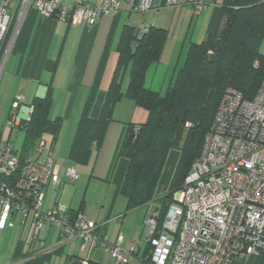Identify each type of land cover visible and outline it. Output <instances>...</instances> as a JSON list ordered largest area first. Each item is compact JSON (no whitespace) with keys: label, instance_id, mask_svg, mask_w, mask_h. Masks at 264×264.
Returning <instances> with one entry per match:
<instances>
[{"label":"built area","instance_id":"1","mask_svg":"<svg viewBox=\"0 0 264 264\" xmlns=\"http://www.w3.org/2000/svg\"><path fill=\"white\" fill-rule=\"evenodd\" d=\"M129 1L142 13L187 4L195 17L202 15L208 4V0H140L136 6V0ZM31 9L43 18L91 29L105 17L118 19L123 11L121 0H104L101 5L86 0H2L0 83ZM146 31L141 26L139 38ZM22 104L23 98L17 97L12 105L6 119L10 130L24 128L32 119L34 107L23 112ZM79 179L75 166L64 169L57 162L52 142L40 139L27 156L10 141L0 142V234L15 229L18 221L20 239L30 238V251L37 242L46 241L50 229L56 227L59 239L51 251L80 240L91 255L106 241L99 233L101 226L59 203L65 184ZM49 192L53 196L46 207ZM159 216V209L151 206L144 230L150 251L140 264H246L264 257V80L253 100H246L234 89L225 92L199 158L174 193L161 223ZM106 253L116 264H129L130 256L138 251L136 247L123 250L120 239L107 242ZM32 254L18 264L37 256ZM83 263L89 264V260Z\"/></svg>","mask_w":264,"mask_h":264},{"label":"trees","instance_id":"2","mask_svg":"<svg viewBox=\"0 0 264 264\" xmlns=\"http://www.w3.org/2000/svg\"><path fill=\"white\" fill-rule=\"evenodd\" d=\"M164 38V31L157 28H150L139 38L136 28L125 26L118 45V64L101 114L98 119H91V107L86 106L69 156L78 166L89 165L93 146L99 149L104 142L116 105L128 96L148 113L144 124L130 125L119 152L120 157L129 160L120 190L127 200L128 211L155 200L169 154L175 150L180 152L168 191L161 197L163 207L157 208L160 223L174 193L181 188L193 162L201 154L225 92L234 89L246 100H253L262 85L264 0H223L213 33L204 42L189 47L174 83L165 96H161L145 88L144 83L150 63L160 58ZM128 69L129 85L127 93L123 94L122 83ZM33 107L31 121L19 129L25 134L23 156L30 155L45 135H50L55 145L61 132L62 121L49 118L50 99L36 101ZM68 210L81 213V210ZM24 245L23 241L18 242L15 262L32 254L28 250L23 252ZM61 249L55 252L60 253ZM149 251L150 247H147L144 256ZM52 256L51 253L42 254L25 264H50Z\"/></svg>","mask_w":264,"mask_h":264},{"label":"crops","instance_id":"3","mask_svg":"<svg viewBox=\"0 0 264 264\" xmlns=\"http://www.w3.org/2000/svg\"><path fill=\"white\" fill-rule=\"evenodd\" d=\"M86 1L93 5H101L104 0ZM219 1L208 0L203 15L196 17V19L193 18L192 8L187 4H183L179 8L167 10L163 14L165 15L164 17L159 14L153 19H148L145 16L144 21H142L140 18L142 12L135 10V5L129 0H121L123 10L121 16L118 19L105 17L92 29L72 27L67 22L59 19L43 18L35 9H31L23 20L20 34L15 42L0 83V103L2 102L3 107H7L6 119L17 97L23 98L21 106L23 112H27V109L33 106L36 101L50 99L49 118L53 121L59 119L62 121L61 132L54 145V148L59 151V155L67 158L65 163L61 164L64 169L74 166L77 169L83 167L76 165L69 159L78 124L86 106L91 107L89 113L91 119L96 120L101 114L118 64V45L125 26L130 25L138 31H140L141 26L146 27L147 30L150 28L163 30L164 37L170 42L172 50L177 52L179 61L184 54L186 60L189 47L192 44L204 42L213 33L221 9L222 2ZM139 3L140 0H136V6ZM154 3H156V0ZM124 13L127 15L126 18H123ZM166 18L168 19L167 22ZM185 25H188L189 33L191 28H193L191 36L187 34L182 40H175V36H172V30L176 29L177 31L178 28ZM188 45L189 47L187 48ZM174 78L175 75H173L168 88L172 85ZM124 82L125 76L122 83V92L126 94L128 87L123 90ZM147 89L151 90L150 88ZM121 104H124V109L123 107H119V105L122 106ZM147 118V111L138 107L128 96H124L116 105L113 120L108 125L102 146L99 149L96 145L93 146L92 160L89 165L84 166V168H88L91 171V175L86 181L87 188L96 182H98L96 184H101L105 187L115 184L112 205L106 213L101 211L97 215L88 213L87 205L85 204H82L77 209L70 207L69 209L74 211L81 210L86 220L95 222L101 226L99 233L103 237H106L107 234V225L105 226L104 224L106 220L103 221V217L117 219V213H119L120 208L122 211V204H124L120 199V190L129 168V160L119 156L123 141L130 125L144 124ZM42 139H45L47 142L53 141L50 135H45ZM34 149L31 153L34 152ZM179 157V151L177 153L171 151L169 154L162 173L163 176L166 166L169 165L168 178L165 180L168 183V187L167 190H162V188L159 191L157 187L155 200H158L167 193ZM64 180L66 181V179ZM50 203L51 199L48 200V204ZM151 204L145 206L147 212L144 218H140L142 224L145 223L149 215ZM126 212L128 211L126 210ZM120 215L121 219L125 218V214ZM53 228L50 229L48 236L51 235ZM56 229L58 231L57 235H55L56 241L51 247L46 249L39 245V243H36L29 252L34 253L39 251L35 254L38 257L42 255L40 254L42 251H49L47 254L51 253L53 256L57 255L59 257L57 260H55V257L51 258V263L55 260L54 264H68L70 263L69 259H78L73 255L66 256V253L73 252V248H67L69 244L61 249L60 253H58L59 251H51L59 239L60 231L58 228ZM20 240L19 238L18 242ZM21 241L25 244L24 248H27L28 240ZM109 241L108 243L113 244L118 240L116 237L112 240L109 239ZM73 244L71 243L69 247H72ZM262 259L264 257L260 260ZM80 260L84 261L86 259ZM260 260L258 262L249 261L246 264H258ZM21 261L20 259L16 263L18 264ZM94 263L100 264L98 262Z\"/></svg>","mask_w":264,"mask_h":264},{"label":"rangeland","instance_id":"4","mask_svg":"<svg viewBox=\"0 0 264 264\" xmlns=\"http://www.w3.org/2000/svg\"><path fill=\"white\" fill-rule=\"evenodd\" d=\"M223 0H220L219 2H222ZM2 2V0H1ZM206 8V7H205ZM167 10L169 9H160L158 11H150L147 13H142L140 18L142 21H144V18H151L153 19L157 15H163ZM192 13L193 9H192ZM192 14V15H193ZM203 15V14H202ZM126 14H123V18H126ZM165 15H163L164 17ZM201 16V15H200ZM199 16V17H200ZM139 17V16H138ZM161 18V17H160ZM193 18L196 19V17L193 15ZM165 19V18H164ZM168 19L166 18V22ZM145 23V22H143ZM136 26V25H135ZM192 29L189 33L188 25L182 26L180 28L172 30V36H175V40L179 41L185 38L187 34L191 36ZM171 36V37H172ZM161 55L158 61L150 63L145 78L146 83H144L145 88H150L153 91H156L160 93L161 96H165L166 91L168 89L169 83L173 77L178 72V70L183 66L185 62V54L182 55V58L179 61L177 52L172 50V47L170 46V42H168V39L164 38V40L161 43ZM189 45L187 46V48ZM261 54L264 56V43L261 46ZM129 69L125 74V82L123 85V90H125L128 87L129 83ZM147 79V80H146ZM175 80V78H174ZM174 80L172 81V84L174 83ZM2 103V102H1ZM0 103V138L1 143L10 141L14 145L15 150H21L25 134L23 131L19 129L10 130L6 126V116H7V107H3V105ZM119 105V107H123L124 104ZM47 137V136H46ZM48 138V137H47ZM49 142V141H48ZM56 147V146H55ZM174 153H177V150L173 151ZM54 154L56 157L57 162L59 163H65L66 159L65 157H61L59 155V151L54 148ZM59 156V157H58ZM58 158V159H57ZM171 162V160H170ZM168 168L169 165L166 166L165 172L160 179V183L158 186V191L161 190H167L168 183L165 181L168 178ZM80 174V181L78 180L74 184L67 183L65 184L66 187L64 188V191L59 196V203L60 205L64 206L65 208H79L82 203L87 205V212L93 213L94 215L100 214L101 211L103 213H106L109 208L112 205V195H113V189L115 188V184H112L111 186H103L101 184L92 183L87 188V178L89 179V176L91 175V171L88 168L79 167L77 169ZM86 173V175H85ZM114 185V186H113ZM51 192H49L48 200L51 199ZM115 196V195H114ZM120 199L122 201V211L120 208L119 213H117L118 218L113 219L112 217H103V221H105V226L107 227V234L105 238V242L101 243L100 246H98L92 253L89 255V249L82 248V242L80 240L73 242L74 244L72 247H67L68 249H72V253H66L70 256H75L80 259H88L89 262H98L100 264H116L115 260L111 258L110 254L106 253V243L110 242V240L115 239L117 237V240L121 239V248L123 250L129 251L132 247H136V251H138V254H133L130 256L129 264H140V260L144 257V254L146 253L147 247L145 246V223L140 222V218H144V215L147 212V208L144 206L142 208H135L132 210H127L126 208V200L124 197L120 196ZM48 205V201L46 204V207ZM152 206L154 205L156 208H162L163 207V201L160 197L158 200H155ZM86 210V209H85ZM126 210L128 212H126ZM120 214H125V218L121 219L119 216ZM123 216V215H122ZM19 222L17 221V226L15 229H9L7 228L3 233L0 234V264H17L15 262V259L17 257L15 256V251L18 244V239L20 238L21 229L18 228ZM143 228V232H142ZM26 229V234H27ZM56 231V232H55ZM102 232V230H101ZM56 233V234H55ZM58 231L54 227L51 230V235L48 236L47 240L44 242H39V245L45 247L48 249L51 247L52 244L56 241L55 235H57ZM119 238V239H118ZM30 239V238H29ZM28 236H27V240ZM38 244V242H37ZM138 244H141V247L138 248ZM27 248L25 250L23 249V252H27ZM52 257H55V260L59 258L57 255H54ZM52 260V259H51ZM55 260L52 261L54 264ZM262 262V263H261ZM50 263V264H52ZM258 264H264V259L260 260V263Z\"/></svg>","mask_w":264,"mask_h":264},{"label":"water","instance_id":"5","mask_svg":"<svg viewBox=\"0 0 264 264\" xmlns=\"http://www.w3.org/2000/svg\"><path fill=\"white\" fill-rule=\"evenodd\" d=\"M69 264H84L82 260L76 259L70 262Z\"/></svg>","mask_w":264,"mask_h":264}]
</instances>
